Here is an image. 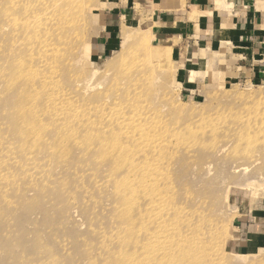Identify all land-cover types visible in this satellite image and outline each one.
<instances>
[{"label":"rangeland","instance_id":"obj_1","mask_svg":"<svg viewBox=\"0 0 264 264\" xmlns=\"http://www.w3.org/2000/svg\"><path fill=\"white\" fill-rule=\"evenodd\" d=\"M103 3L104 0H78V8L72 14V29L59 40L67 50L59 81L66 90V98L76 100L74 104L54 111L51 116L42 115L47 98L39 95L20 97L23 89L4 90V86H0V264H121L137 250L129 245L126 250L113 249L116 252L113 255L105 254L106 249L105 252L101 249L109 245L107 233L121 226L124 213L131 219L136 218L151 202L165 209L171 204L172 212L181 208L187 212H200L201 219L205 217L210 219L209 223L213 222L208 228L213 229L208 243H212L209 245L212 258L207 257L210 264H264V237H252L254 228H264V147L246 142L236 147L222 146L229 138L225 139L227 133L220 128L226 122L227 126L231 124L241 129L240 126H246L241 120L243 115V118L249 116L264 121V77L248 80L226 75L213 66L207 70L208 77L195 82V89L190 92V88L181 84L171 56L155 71L151 69L152 59H147L146 51L140 46L141 40L136 42V31L150 29L152 36L146 31L141 33L150 39L151 51H158L153 26L136 21L125 22L108 53L98 54L94 47L104 29ZM4 4L8 7L7 18L2 19ZM10 8L11 0H0V50L5 49L4 53L11 47L9 23L12 25L13 18L8 17ZM17 18L27 20L22 15ZM141 56L150 64L146 61L139 64L136 58L143 59ZM0 59H3L1 55ZM20 62L31 65L32 61L21 57ZM155 62L153 58V64ZM5 65L0 62V68ZM27 75L24 73L21 79L31 84L39 81L35 76ZM130 102L135 107L126 111L121 112L115 107L117 104L124 108V104ZM101 104L109 106L108 109L94 113ZM29 106L40 116L32 124H26L22 118L26 115H20L21 108L28 109ZM142 108L157 118L156 128L175 132L174 138L184 135L200 147L191 153L166 147L165 154L170 150L167 159L151 179L155 190L148 189L149 196L144 200L141 192L145 186L139 180L135 185L140 190L136 193L138 196L129 192L125 196L135 204L127 208L112 192L118 190V183H127L122 179H132V176L117 171L124 164L104 160L105 153L113 150L110 144L103 147L98 144L104 138L128 143L123 134L143 137L136 130H125L124 126L116 125L139 113L145 118L146 112ZM107 114L113 118H108ZM106 118L113 120L110 130L101 127ZM194 118L199 122L196 123ZM87 120L94 126L88 125ZM191 120L195 124H188ZM199 124L201 129L208 126L204 132L214 129L215 134L201 137L203 131L200 133ZM188 125L193 130V126H199V129L190 133ZM25 127L34 134H25ZM64 128L67 129L64 131ZM215 140L218 147L215 144V149L209 150ZM136 141L143 143L145 139ZM175 142L178 143L173 140V148L177 147ZM137 148L135 162L128 164L132 169L144 167V160L151 156L143 152L147 149L141 145ZM9 151L15 154L19 164L9 161ZM25 152H35L32 157L37 165L32 174L21 169L27 162L22 156ZM47 152H52V156L46 157ZM153 165H157V161ZM113 171L118 175H111ZM35 175L43 177L35 178ZM93 178H98L99 186L91 182ZM159 189L162 195H157ZM167 193L168 196L163 198ZM143 216L146 213L138 215L139 222ZM154 216V212H149L151 220L145 225L152 228L151 232H154ZM151 223H154L153 227ZM203 224H190L189 228L198 230L196 227L201 225L207 232ZM133 225L135 235L132 233L128 238L134 235L132 239L139 243L149 238L148 244L144 246V242L137 251L140 254L145 247L154 246L155 241L151 232L149 237L147 230L143 232L145 228L139 230L143 225ZM98 232L106 233V237L99 239ZM179 258L164 260L162 264L189 263L183 257Z\"/></svg>","mask_w":264,"mask_h":264},{"label":"bare ground","instance_id":"obj_2","mask_svg":"<svg viewBox=\"0 0 264 264\" xmlns=\"http://www.w3.org/2000/svg\"><path fill=\"white\" fill-rule=\"evenodd\" d=\"M77 3L78 0H11V8L9 10L10 12L8 15V17L13 18L12 25L9 23L11 28L10 37H12L10 41L11 47L10 50H8L6 53H4L5 49L0 50V55L3 58L0 59V62L6 64L4 67L0 68V82H1L0 86H4L3 87L4 90H11L14 88L23 89L22 93L20 94V97H26V96L36 97L39 95L44 99L47 98V102L44 106V109L41 112L42 115L51 116L54 113V111L60 110L61 108L64 110L67 106H69L70 104H74L76 102V100L74 102L66 98L65 96L66 90H64L61 87L62 84V82L60 84L61 80L59 81V77L61 75L60 74L61 69L65 66V62L63 58L67 57V50L65 49V46L59 42V40L61 39L62 35L66 34L69 30L72 29V25L74 23L72 14L78 8ZM6 8L8 9V7H6V5L4 4L3 9H1L2 19L7 15ZM19 15L24 16L27 20L17 18V16ZM138 30L136 31L138 36L136 42L138 43V41L141 40L140 46H142V49L146 51L147 59L148 60L152 59V63H151L152 67L151 66L150 67L153 71H155L157 67H160L159 64H162L164 60L170 59L171 56L170 49L164 47L162 48L158 47L159 48L158 51H151L152 46L150 45L151 42L149 43L150 39L149 38H148L149 40L146 39V36L143 35L144 33H141L142 31H146L147 34H150V29L146 30L140 28ZM1 34L4 35L3 30H1ZM137 52H139V50L136 51V53ZM21 57H27L28 60L30 58L32 61L31 65L30 64L26 65L24 63H21L20 62ZM153 58H155L156 60L154 64H153ZM116 59L119 61L121 60L118 58ZM147 59L144 60V58L143 59H140L139 57L136 58L139 64L145 63L144 61L148 62ZM7 65L9 67L8 70H7ZM24 73L35 76L36 78H38L39 81L37 83L33 82L32 84L27 83V81H23L21 78L23 77ZM55 95H56V99L54 100L53 97ZM51 106H53L54 109H51ZM124 106L125 107L123 108L122 106H117V104H115V107L119 108L121 112L135 107V104L131 105L130 102L129 104H124ZM106 107L109 106L105 104L103 105L101 104L95 109L94 113L96 114L100 112L103 113L104 110L108 109ZM110 109L113 111V107ZM142 110L146 112L145 118H141L139 116L140 114L139 113L137 115L132 116L131 119H129V121H125V123L124 122L116 123V125L124 126L125 130H130V131L136 130L140 133V135H143V137H137L136 135L128 136L126 134H123L124 136L127 137L128 143L123 144V143H119L117 140L111 141L109 139L104 138L103 141H100L98 144L101 147L106 146V144L107 145L110 144V147H112L113 150L105 153L104 160L109 162L118 161L119 163L124 164V166L118 168L117 171L120 170L121 174L125 173L128 174L129 176L130 175L132 176V179L131 178L122 179L123 181H127V183L124 182L118 183L117 185L118 190H114L112 192L114 195H116L119 201L124 202V206H126L127 208H132L135 204L132 200L127 199L125 196L127 195L128 192L134 194V196H138V194L136 193L138 192L140 193V190L136 188L135 185L138 184L136 182H139V180H141L143 186H145L143 187L141 192V194H143L144 200H146L149 196L147 193V191H149L148 189L153 188L155 190L156 186L155 187L152 186L153 184L151 183V179H153L152 176L164 163V160L167 159L166 155L170 150L165 154L164 152L166 147L168 149L169 147L172 148L173 151L177 150L185 153H191L193 149L200 147L199 144H192L191 141H189L190 139L185 137L184 135L183 137L182 135L179 134L180 135L179 137L177 136L176 138H174L173 135L175 132L172 131L173 134L167 133L166 130L168 129L165 130L161 128H156L155 121H157V118L151 117L152 113L149 112L147 109L142 108ZM114 111L116 112L115 109ZM20 115L21 116L26 115V116H22V118H24L23 120H26L25 121L26 124H28V122L32 124L33 121L36 120V118L40 117L39 112L30 106L28 109L21 108ZM106 116L108 118H113L110 114H107ZM243 116H241L242 118L241 120L245 122L244 124H246V126H240L241 129L240 128L238 129L231 124H228L229 126H227L226 122H224V124L220 126V128L224 129V132L227 133V137H225V139L229 138L226 142L222 144V146L224 145L230 147L232 145L236 147L239 146L241 142H246L249 144L252 143L251 145L255 147H264V121L259 119H253L254 117L252 118L249 116L243 118ZM108 118L104 119V125L101 124V127L103 128L106 127V129L110 130L113 126V120ZM29 119L30 121H27ZM194 121L196 123L199 122L197 118H194ZM194 121L191 120V122L189 121L190 123L188 122V124L193 125L195 124ZM87 122L88 125L94 126V124L92 125L89 120H87ZM201 122L202 121H200V123ZM200 125L201 124H199V126ZM199 126L198 127L193 126L195 130H193L192 127L190 126L191 127L190 133L192 132V130L193 132L198 130ZM28 127H25L26 128L25 134H34V132H30L31 129H29ZM207 127L208 126H206L205 128ZM67 128H64V131ZM97 128H100V126H97ZM201 128L202 127L200 126V133L201 131H203V129H205V128L203 129ZM206 130L205 132L204 131L202 132L201 137L208 138L212 134H215L214 129H210L209 131ZM198 133L199 132H197V134ZM170 134L172 135L170 136ZM143 138L145 139V142L143 143H139V141H136L137 139H143ZM178 138L183 140L179 142V140H177ZM173 140L178 141V143L175 142L177 143L176 145L177 147L175 148L172 147ZM110 141L111 143H109ZM215 141H214V145L208 148L209 150L215 149V144L217 143V141L216 142ZM89 144L94 145L93 142H89ZM140 145L142 148L147 149V151H143V152H146L151 156L150 158H146L144 160V165H145L144 167H135L132 169L128 164L129 163L133 164V162H135V158L138 154L137 147H139ZM221 150L222 149H219V151ZM173 151H171L170 153H172ZM9 152H10L9 161H12L15 164H19L15 160V154L12 151ZM52 152H47L46 157L52 156ZM34 153L35 152H29V153L25 152L22 155L23 157L26 158L27 162L23 164V166H21V169H23V171L29 174L33 173V169H36V165H37L36 163H34L36 162V159L32 157V154ZM155 161H157V165H153ZM168 162H170V159H168ZM38 163L41 164V162ZM208 165L212 166L211 163H208ZM87 171L88 170L86 169V173ZM117 171H113L111 175H118ZM37 177L42 179L43 176H36L35 178ZM163 177L165 178V176ZM131 181L134 183L132 184ZM91 182L95 183L98 186L100 185L99 184L100 181L98 180V178L91 179ZM262 183H264V181ZM168 194L169 193L163 196V198L168 196ZM157 195H162L160 189ZM185 195L187 197H190L187 195V193H185ZM205 205L206 204L204 202V206ZM170 208L172 209L171 204L168 208L165 209L164 206L158 205L156 204V202H151L148 205V207H146L144 210H141L138 213V215H142L146 213V216H143L141 222H139L138 220V215L136 216V218L131 219L129 218L130 215L127 217L126 215L128 214L124 213L121 216V221H122L121 226H118V228H115V230H111L109 233H107V237L109 239V245L103 247L101 250L105 252L106 249L105 254L108 253L111 255L116 253L115 251H113V249L126 250V248L129 245L133 246L135 248L134 250L137 251L141 250L142 244L145 242L144 246H146L148 244L149 238L146 237L143 243L142 242L139 243L135 238L132 239L135 235V229H136L133 224L136 223V227H140L141 225H143V227L139 228V230L145 228L143 232L147 230L148 231L146 232L148 233L147 236L150 237V235L152 234L153 239L155 241V245L150 248L145 247V251L140 254H138L137 251L133 252V254H131L126 260H122L121 264H162L164 260L173 259L174 257L175 258L183 257L184 261L189 262L188 264H210L209 262H207L209 260V258L207 260V257L212 258L213 254L212 252H210V246L212 243L210 244L208 243L210 241L209 239L212 237L210 236V234L213 231V229L212 228L208 229V228L210 227L209 224H213V222L209 223L210 219L208 218L205 219V217L201 219V216L198 215V213L200 212H196V211L187 212L183 208L179 209V211L172 212ZM149 212L155 213V216L153 218L155 220V224L153 223L154 232H151L152 230L150 229L152 228H149L148 226L146 228L145 226L151 220V218L149 217ZM124 216H126L127 219L128 218L129 219L126 220V217ZM199 222H204L203 225L207 227V232H205L202 229L201 225L196 227L198 228V230L195 228L194 229L189 228L190 224L199 223ZM153 224L151 223L150 225L152 226ZM183 228L186 230L183 231ZM132 233H134L133 237L128 238L129 236H131L130 234ZM263 233H264V228L256 227L253 229L252 237H254L255 239L256 236L259 235H262L264 237ZM97 237L99 239H103L106 237V233L98 232ZM212 264L214 263L212 262Z\"/></svg>","mask_w":264,"mask_h":264},{"label":"crops","instance_id":"obj_3","mask_svg":"<svg viewBox=\"0 0 264 264\" xmlns=\"http://www.w3.org/2000/svg\"><path fill=\"white\" fill-rule=\"evenodd\" d=\"M103 5L98 54L108 53L125 22L136 21L153 26L158 47L171 48L176 74L190 92L213 66L248 80L264 77V0H104Z\"/></svg>","mask_w":264,"mask_h":264}]
</instances>
